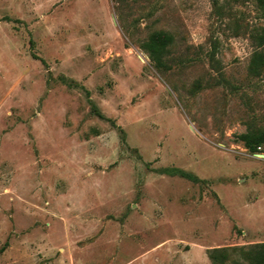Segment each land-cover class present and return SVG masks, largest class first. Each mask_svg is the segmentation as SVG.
I'll return each mask as SVG.
<instances>
[{
  "label": "rangeland",
  "instance_id": "rangeland-1",
  "mask_svg": "<svg viewBox=\"0 0 264 264\" xmlns=\"http://www.w3.org/2000/svg\"><path fill=\"white\" fill-rule=\"evenodd\" d=\"M260 55L259 0H0V264H257Z\"/></svg>",
  "mask_w": 264,
  "mask_h": 264
},
{
  "label": "trees",
  "instance_id": "trees-1",
  "mask_svg": "<svg viewBox=\"0 0 264 264\" xmlns=\"http://www.w3.org/2000/svg\"><path fill=\"white\" fill-rule=\"evenodd\" d=\"M259 1L264 9V0H259ZM171 44H172V38L170 36L164 33H156L153 36H151L147 44L144 46L147 52L150 54L151 59L155 63L157 68L162 69L163 67H165L164 56L166 54L167 48ZM259 65H264V57L261 55L256 58V66L258 67ZM94 111L97 112L95 107H94ZM97 115L102 118L101 114H99L98 112ZM242 139L246 143L247 148L251 152H257L261 144H263V141L252 142V137L249 135L244 136ZM164 173L168 176L179 177L195 184L201 182V180L197 176L176 168L167 169L165 170ZM261 249L264 251V246H262ZM3 251L4 249H1L0 253H2ZM257 264H264V256L258 261Z\"/></svg>",
  "mask_w": 264,
  "mask_h": 264
}]
</instances>
